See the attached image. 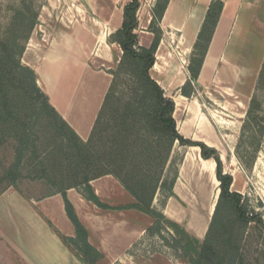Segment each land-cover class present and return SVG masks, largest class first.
I'll return each instance as SVG.
<instances>
[{"label":"crops","instance_id":"0c3cea01","mask_svg":"<svg viewBox=\"0 0 264 264\" xmlns=\"http://www.w3.org/2000/svg\"><path fill=\"white\" fill-rule=\"evenodd\" d=\"M213 1L170 0L160 23L163 34L151 75L165 91V96L175 102L174 118L179 133L186 139L217 149L225 173L233 176L232 191L236 178L242 179L245 190L243 172L237 167L240 162L234 153L230 155V145L222 131H233L246 119L256 92L264 65V0L224 1L198 80L193 83L199 89L188 98L182 95L181 89L191 81L189 65ZM63 2L67 3L65 32L53 40L47 52H39L33 39L27 53L31 58L35 56L30 66L37 73L38 84L49 96L52 106L87 141L111 87V72L118 68L122 59L121 46L111 38L123 26L124 7L130 0ZM140 2L136 33L139 46L150 47L154 35L149 27L157 0ZM202 93L215 108L203 104ZM178 146L176 143L175 148ZM216 170L215 160L203 159L199 147L185 146L174 187L175 196L168 198L163 207V214L169 220L198 239L208 232L209 222L198 225L189 213L199 212L201 204L205 202V198L202 200L201 197L207 195L210 210L212 197L216 196L213 182L216 181L220 187ZM91 186L99 199L111 207L136 203L135 197L112 175L93 180ZM219 195L220 188L215 201ZM67 197L88 230L89 242L103 254L111 252L109 245L129 248L155 222L151 221V216L136 209L103 210L76 189L68 190ZM0 202L15 227H26V222H30L26 220L27 217L37 224L38 239H31L32 243L27 240V243L30 248L33 246V252L38 251L37 255L42 260H52L53 264H84L75 250L64 241V238L76 237V228L67 215L61 194L26 198L11 191L1 195ZM136 219L139 221L135 222ZM95 237L97 240H94ZM2 243L0 227V246ZM20 250L21 260L27 262L23 264L35 262L26 251ZM115 254L116 257L120 256L119 251Z\"/></svg>","mask_w":264,"mask_h":264},{"label":"trees","instance_id":"16d2710c","mask_svg":"<svg viewBox=\"0 0 264 264\" xmlns=\"http://www.w3.org/2000/svg\"><path fill=\"white\" fill-rule=\"evenodd\" d=\"M224 1L214 0L207 13L189 65L191 81L181 89L185 97L190 98L196 93L193 83L198 80ZM169 2L157 0L153 8L149 31L154 39L150 47L139 46L136 33L140 0H130L124 7L123 26L111 38L121 46L122 59L118 68L111 72V87L87 141L52 106L49 96L38 85L37 73L22 64L26 42L37 24L39 11L25 5V14L16 12L12 32L4 34L0 30V147L7 140L14 142L16 167L9 171L14 176L12 184L21 176L20 170L27 161L35 179L46 178L57 189L48 196L61 194L64 197L67 215L76 228V237L64 238V241L75 248L84 264H97L103 255L89 242L88 230L77 216L67 191L83 187V196L101 209H136L155 218L156 222L147 230L148 233L160 232L164 222L181 229L179 224L169 220L153 206L158 189L166 192L165 201L175 196L174 187L179 171L176 169L173 178H169L165 176V170L176 143L199 147L203 159H214L220 182L219 201L198 257L193 259L195 264H242L239 252L243 231L235 237L232 227L222 223L220 239L212 242L220 223L218 217L223 202L236 214L235 223H238L240 230L257 222L264 234L262 218H250L248 205L242 201L243 195L232 191L233 176L225 173L219 151L203 142L186 139L179 133L174 118L175 102L165 96V91L151 75L163 34L160 23ZM127 66H134L140 71L137 76L140 87L131 100L116 105L117 78ZM263 88L264 65L237 146V158L247 167L254 164L255 153L262 149L264 143V110L258 95ZM107 175L117 178L135 197L136 203L125 207H110L103 203L95 194L91 182ZM182 233L190 237L184 229Z\"/></svg>","mask_w":264,"mask_h":264},{"label":"rangeland","instance_id":"374dc122","mask_svg":"<svg viewBox=\"0 0 264 264\" xmlns=\"http://www.w3.org/2000/svg\"><path fill=\"white\" fill-rule=\"evenodd\" d=\"M25 5L29 6L33 11H39L37 24L30 39L26 42V51L21 60L23 65L31 68L30 61L34 60L35 56L31 58V55L27 53L29 44L34 39L36 42V49L39 52H47L52 46L53 40L56 37L62 36L65 32L64 28L67 27L64 23L65 13L67 12V3L63 2V0H0L1 33L5 34L7 32H12L13 22H15V17L17 16L16 12L22 11L25 14L27 11ZM22 34L24 35V32ZM139 75L140 71L134 66H127L123 73L119 75L117 78V95L114 104L122 105L135 96L137 88L140 87V80L137 77ZM195 89H199V87L195 85ZM258 95L264 110V88L259 91ZM201 100L203 104L209 108H215V105L207 99V96L203 93ZM262 116H264V113ZM244 122L245 120L238 124V126L234 127L233 131H222L224 134L223 136L230 145L228 150L231 151L232 154L230 153V155L232 156L233 153L237 156V146L241 141ZM249 135L251 134H247V136ZM245 141H247V139ZM178 145L179 146L176 148L174 146L165 170V176H168L169 178H173L176 169L179 171V166L182 163L183 154L185 153V146L180 147V144ZM255 155V162L250 167L242 165L241 163V165H236L243 172L246 189H243L242 179L239 178L235 179V187L233 189L234 191L242 192V201L244 204L248 205L249 217H261L264 223V143L262 149L257 154L255 153ZM249 157L250 155L248 156V159ZM27 164L26 161V164H24L20 170L21 176L17 177L14 184H12L14 176H11L9 171L11 172L12 170H15L16 167L14 142L12 140H7L5 145L0 147V196L12 191L18 192L26 198H43L56 192L57 189L48 182L46 178L35 179L36 176L32 174L33 170H31ZM227 166L229 168V162ZM213 185L215 188L214 195H216L215 198H217V193L220 187H218L216 181L213 182ZM76 190L82 193L84 188L81 187ZM165 195L166 192L164 190L158 189L153 202L155 209L161 213H163V207L165 205ZM208 197L209 195L201 197L202 200L205 198V202L201 204V210L199 212L189 214L193 216L192 220L198 222V225H201V223L205 224L206 221H208L210 227L219 197L216 201L215 198L212 197L211 202L213 203L210 206V210L208 209ZM14 201L17 202L16 204H19L17 200L14 199ZM154 204H156V206ZM110 210L111 209H109V211ZM135 213L141 215L140 212L135 211ZM152 218L153 217H151V221L156 220L155 218ZM236 218L237 216L230 209V206L226 202H223L218 217L220 223L217 225L216 232L213 235L214 238L212 237V242L216 243L220 239V224L228 223V225L232 227L235 237H238L243 231L244 236L241 240V248L239 252L242 264H264V234L262 233L261 228L258 227L257 222H252L249 227L240 230L238 223H235ZM26 220L30 221L29 223L26 222V227H15L11 224V221H9L8 213L5 211L2 202H0V227L3 233V243L0 246V253H2L0 264L27 263L21 260V248L26 251L29 257L34 258L35 262L33 264H53L51 262L52 260H42L40 256L37 255L39 254L38 251L33 252V246L30 248L27 240L32 243L31 239H38V230L36 227L37 224L31 218L27 217ZM138 221V219L135 220V222ZM234 224L237 226L233 227ZM162 227L161 231L157 233L144 232L140 238L127 249H124L121 245H109L111 252L108 251L107 253H102L103 258L97 264H195L193 259H197L198 253L202 248L208 232L203 238L198 239L189 232L187 233L190 237L184 236L182 230H185V228L182 226H180L181 229H178L170 223L164 222ZM10 239L12 240L9 241ZM94 240H97L96 237ZM13 241L16 245L13 244ZM8 242L10 244H8ZM178 242H180V244H178ZM221 244L219 245L220 247H222ZM72 248L75 250L74 247ZM117 251L120 252L119 257L114 256ZM75 252L77 253L76 250ZM24 259L29 261V259L25 257ZM29 262L32 263V261Z\"/></svg>","mask_w":264,"mask_h":264}]
</instances>
